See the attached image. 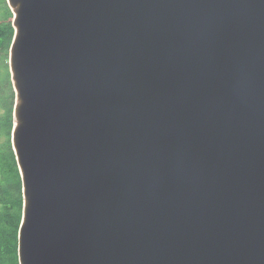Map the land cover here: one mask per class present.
Masks as SVG:
<instances>
[{"label":"water","instance_id":"1","mask_svg":"<svg viewBox=\"0 0 264 264\" xmlns=\"http://www.w3.org/2000/svg\"><path fill=\"white\" fill-rule=\"evenodd\" d=\"M19 264H264V0H6Z\"/></svg>","mask_w":264,"mask_h":264},{"label":"trees","instance_id":"2","mask_svg":"<svg viewBox=\"0 0 264 264\" xmlns=\"http://www.w3.org/2000/svg\"><path fill=\"white\" fill-rule=\"evenodd\" d=\"M0 264H19L18 233L23 217V186L12 148L15 91L9 67V47L14 34L13 13L0 0Z\"/></svg>","mask_w":264,"mask_h":264},{"label":"rangeland","instance_id":"3","mask_svg":"<svg viewBox=\"0 0 264 264\" xmlns=\"http://www.w3.org/2000/svg\"><path fill=\"white\" fill-rule=\"evenodd\" d=\"M3 18V14H2V11H1V9H0V19H2ZM9 57V56H8Z\"/></svg>","mask_w":264,"mask_h":264},{"label":"bare ground","instance_id":"4","mask_svg":"<svg viewBox=\"0 0 264 264\" xmlns=\"http://www.w3.org/2000/svg\"><path fill=\"white\" fill-rule=\"evenodd\" d=\"M22 223V222H21ZM21 225V224H20Z\"/></svg>","mask_w":264,"mask_h":264}]
</instances>
